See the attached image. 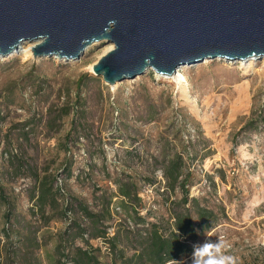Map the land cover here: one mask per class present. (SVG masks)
<instances>
[{"label": "rangeland", "instance_id": "rangeland-1", "mask_svg": "<svg viewBox=\"0 0 264 264\" xmlns=\"http://www.w3.org/2000/svg\"><path fill=\"white\" fill-rule=\"evenodd\" d=\"M110 45L92 44L77 61L34 59L27 43L0 58V253L12 242L20 262L57 256L51 242L67 224L57 221L59 206L40 212L41 178L63 190L62 207L70 198L93 212L108 204L107 232L130 264L151 225L172 231L185 190L217 219L196 245L225 237L241 264H264V58L184 66L181 85L148 69L109 86L92 66ZM179 156L176 184L168 173ZM126 184L137 191L131 204L117 194ZM6 224L23 243L2 240ZM25 243L38 245L34 256ZM91 244L109 262L108 244ZM191 255L178 262L191 264Z\"/></svg>", "mask_w": 264, "mask_h": 264}, {"label": "water", "instance_id": "water-1", "mask_svg": "<svg viewBox=\"0 0 264 264\" xmlns=\"http://www.w3.org/2000/svg\"><path fill=\"white\" fill-rule=\"evenodd\" d=\"M36 40L32 57L58 62L113 44L92 66L109 86L148 69L170 77L206 60L264 58V0H0L1 60Z\"/></svg>", "mask_w": 264, "mask_h": 264}, {"label": "trees", "instance_id": "trees-1", "mask_svg": "<svg viewBox=\"0 0 264 264\" xmlns=\"http://www.w3.org/2000/svg\"><path fill=\"white\" fill-rule=\"evenodd\" d=\"M172 164L168 176H172L173 183L179 184L178 178L182 176L181 157L179 156ZM37 181L36 200L40 212L42 214L52 213L53 208L59 206L61 210L57 221H63L67 224L65 229L52 240V249L57 256L54 257V255L46 253L47 264H130L129 262H132L123 259L125 249L117 241V234L109 237L108 227L105 225L107 221L111 220L108 204L101 211L93 212L84 202L69 197V201L64 203L66 204L65 207H62L59 204L60 201L57 200V195L58 192H63V190L58 189L55 191L49 182L47 183L46 180L41 178H38ZM117 194L131 204L133 198L137 196V191L132 189L131 185H119ZM180 202L181 207L178 206L171 213L173 219L172 231L169 235L164 236L158 226L151 225L147 238L141 239L139 242V253L132 256L136 260L134 264H146L142 262L143 260L148 261L150 264H166L169 259L179 261L190 256L194 246L217 223L216 216L212 211L198 207L195 199L189 200L187 190L183 191ZM123 204L125 203H120V206L123 207ZM3 206L5 208L4 222L9 221L12 206L9 202H4ZM136 216L137 211H135L134 219ZM137 220L142 222L141 217L137 216ZM137 220L135 219V221ZM6 226H10L11 230L10 227L1 228L2 240H9L14 235L17 243H23L24 236L17 231L18 228L13 230L14 225L6 224ZM95 240H102L103 243L108 244L109 252L107 254L111 256L109 262H104L102 251L91 244V241ZM77 241L80 244H76ZM3 244H5V241ZM10 245H12V242L2 246L0 264H41L39 261L34 262V259H29V257L27 261L20 262L19 257L14 256L15 251L13 250L15 249L12 250ZM37 246V244H30V247H32L30 248L25 243L22 250H25L26 254L34 256V252L39 249ZM62 258L67 259L62 261Z\"/></svg>", "mask_w": 264, "mask_h": 264}, {"label": "clouds", "instance_id": "clouds-1", "mask_svg": "<svg viewBox=\"0 0 264 264\" xmlns=\"http://www.w3.org/2000/svg\"><path fill=\"white\" fill-rule=\"evenodd\" d=\"M110 23H115L110 21ZM230 248L227 238L220 237L215 241L207 240L196 245L191 255V264H241L238 257L228 254ZM167 264H181L169 259Z\"/></svg>", "mask_w": 264, "mask_h": 264}, {"label": "bare ground", "instance_id": "bare-ground-1", "mask_svg": "<svg viewBox=\"0 0 264 264\" xmlns=\"http://www.w3.org/2000/svg\"><path fill=\"white\" fill-rule=\"evenodd\" d=\"M40 41H41V40H36V41L31 42V43H29V42H23V43L20 44V47H21L23 44L27 43V45H28L27 54L30 55V53H31V51H30L31 48H32L33 46L37 45L38 43H40ZM92 44H95V43H92ZM92 44H91V45H92ZM91 45L87 46V47L84 49L83 53H84L88 48H90ZM20 47H19V49H20ZM113 48H114L113 44L110 45L109 48H108V50L106 51V53L109 52V51H111ZM13 53H16V52H13ZM13 53H12V54H13ZM31 54H32V53H31ZM254 59H255V58H254ZM247 60H251V59H247ZM247 60H245V61H247ZM181 68H182V67H181ZM179 69H180V68H179ZM177 71H178V70H177ZM92 73H93V71H92ZM157 75H158V74H157ZM160 76H161V75H159V77H160ZM162 77H165V78H168V79L172 80V81L175 82L177 85H181L182 83H186V82H185V78L183 77V75H182L181 72H179V71L177 72V74L174 73V74L171 75L170 77H169V76H162Z\"/></svg>", "mask_w": 264, "mask_h": 264}]
</instances>
